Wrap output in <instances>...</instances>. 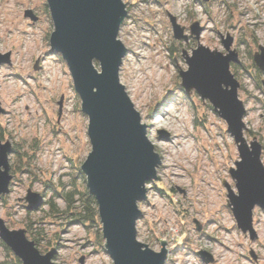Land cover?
Returning a JSON list of instances; mask_svg holds the SVG:
<instances>
[{
	"label": "clouds",
	"instance_id": "obj_1",
	"mask_svg": "<svg viewBox=\"0 0 264 264\" xmlns=\"http://www.w3.org/2000/svg\"><path fill=\"white\" fill-rule=\"evenodd\" d=\"M45 3L50 15L39 17L32 11L25 16L34 6L23 0L0 6V59L8 57L0 62V108L7 109L0 111V149L6 144L11 149L0 163V177H10L7 190L0 191V203L10 217L28 212L30 201L14 197H28L29 192L40 193L39 207H49L44 203L49 200L66 204L49 185L59 189L57 180H71L64 173L74 171L71 165L83 156V173L90 181L84 169L95 150L92 117L84 111L71 66L63 52L54 50L57 25L50 0ZM119 4L123 15L113 43L123 54L116 83L156 159L150 178L140 186L142 198L134 201V245L140 254L159 257L160 264H264V208L254 203L250 227L242 228L232 203V197L241 196L232 174L243 163L240 149L252 154L258 146L256 158L264 169V148L259 144L264 139V87L252 81L241 88L229 71L237 56L233 38L245 55L264 56V0H138L134 7L129 0L127 11L124 0ZM219 49L228 51L220 55ZM201 52L224 61L231 83H221L220 90L234 94L241 106L239 138L211 99L184 86L182 74L190 71V53ZM89 63L97 76H103L100 59L94 56ZM91 91L96 95L99 88ZM170 93L173 98L165 102ZM193 97L201 98L200 103ZM70 188L65 185L64 191ZM99 207L98 228L87 220L70 224L60 217L52 229H45L40 244L56 249L48 264H117Z\"/></svg>",
	"mask_w": 264,
	"mask_h": 264
},
{
	"label": "water",
	"instance_id": "obj_2",
	"mask_svg": "<svg viewBox=\"0 0 264 264\" xmlns=\"http://www.w3.org/2000/svg\"><path fill=\"white\" fill-rule=\"evenodd\" d=\"M50 6L57 25L52 41L54 50L63 52L71 66L78 90L85 101L84 111L92 117L90 135L95 150L84 169L90 181L83 174L88 190L97 201L100 223L99 204L101 206L109 251L117 259V264H160L159 257L151 253L140 254L132 241V221L136 216L134 201L142 198L140 186L150 178L156 159L143 139L137 116L116 83V68L123 53L113 43V36L123 15L122 6L119 0H50ZM28 12L26 16L31 15ZM177 26H180L179 23ZM196 30L197 26L193 25V31ZM179 36L180 30L177 29ZM232 51L237 56L235 59L232 57L234 60L230 62L229 71L235 84L240 86L231 71L232 63H240L239 53ZM94 56L104 64L103 76H97L91 70L89 62ZM190 58H193L189 61L190 71L182 74L184 86L189 89L195 87L201 95L211 99L221 110L220 115L229 120L232 125L230 130L238 137L241 106L236 103L234 94L220 90L221 83H231L223 71L224 61L205 52L192 53ZM7 61V56L0 59V62ZM254 62L264 71V56L254 57ZM93 87L99 88L98 94H92ZM0 111L5 110L0 108ZM253 147L255 151L252 154L244 147L240 149L243 163L238 165V172L232 173L238 179L241 191L238 200L232 197V203L236 204V216L242 228L250 227V209L254 203H260L264 208V169L259 167L256 158L259 147ZM10 150L7 144L0 149V163H4L3 153ZM9 179L7 176L0 177V191L7 190ZM37 195L40 193L29 192L25 197L30 201L29 211L41 208L42 201ZM0 239L22 264H48L56 251L53 249L43 254L35 242L27 237L26 229H11L1 216ZM200 255L207 262L208 257L203 253Z\"/></svg>",
	"mask_w": 264,
	"mask_h": 264
},
{
	"label": "rangeland",
	"instance_id": "obj_3",
	"mask_svg": "<svg viewBox=\"0 0 264 264\" xmlns=\"http://www.w3.org/2000/svg\"><path fill=\"white\" fill-rule=\"evenodd\" d=\"M5 2H7V0H0V6H2ZM23 2L30 3L34 6V8H30V9L25 10V13H24L25 16H26L27 11H32L33 15H35L37 17H39L41 15H50V11L48 10V8L46 6L45 0H23ZM128 2H129V0H124V3L127 5H128ZM137 3H138V0H131V5L133 7L136 6ZM127 10H128V8H127ZM0 23H2V20H0ZM0 31H2V29H0ZM202 38H203V36H202ZM233 39H234V41H233L234 45H233L232 49L239 53L240 63L237 65L232 63L231 64L232 65L231 71H232L233 75H235L236 79H238L241 88L246 87L252 81H255L258 86L264 87V74H263L264 71H262L261 69H259V67H257V65L254 62V57H250L248 55H245V51H246L245 49H243V48L238 49L236 47L237 40L235 38H233ZM242 42L243 41H241V43ZM262 47H264V45H262ZM218 51L224 54L226 52V49H219ZM190 55L192 56V53H190ZM254 65H256L257 69L260 70L262 73H258L256 71ZM178 84H182V80H178ZM163 98L164 97L161 96L158 103L162 102ZM172 98L173 97L170 93L169 96L165 98V102H167L169 99H172ZM193 99H194V102L196 104H199L201 101V98H199V97H193ZM57 103H59V101ZM144 106L145 105H142V107H144ZM4 110L7 111V109H4ZM157 111H159V106L157 107ZM59 117H60V112L57 111V119H59ZM142 119H143V116H142ZM0 128H2V126H0ZM0 134H2V133H0ZM259 142L262 145V148H264V139L260 140ZM12 148L14 151L16 150L15 146H12ZM238 153H239L238 148H236V150H235V155L237 156L236 162L240 161V159L238 157ZM86 160H87V156H83V157H81V158H79L73 162V164L71 165V168H73L74 171H69L67 173H64V175L71 176L72 179L71 180H64V181L57 180L56 183L60 185L59 189L63 190L65 185H69V184L71 185V183H73L74 185L79 187L80 190L84 189V186H87V184L84 183V180H82L81 176L79 175V170H81L80 168ZM10 167H13V166L10 165ZM49 186L53 187L54 191L59 190V189H56L55 186H53V185H49ZM21 198H25V197H20V196L14 197V199H21ZM49 201H44V203L50 205L49 207H47V208L41 207L39 210H35L34 212L28 210V212L21 213L17 217H10V214H6L5 210H4V207H5L4 204L0 203V216L2 218H4L8 227H10L13 230L14 229H24V230L26 229L29 237H31L33 240L38 241V247L43 254H46V253H48V251L55 249V247L45 248L39 242L40 239L42 238L43 233H44L46 228L52 229V226L57 222V219L60 217H64L67 220V222L70 224H77L74 220L75 218L72 217L69 212L67 214L62 213V211H64L66 209L65 203H63V202L54 203V202L50 201L51 203L56 205V207H58V209H59V211L57 210L56 217H55V215L51 211L52 205L50 203H48ZM77 206H79V205H77ZM99 224H100V221H99ZM90 225L93 228H98V225H96L94 223H91ZM260 235L262 237H264V233H261ZM64 239L71 241L72 237L71 236H65ZM98 239L102 241V233L98 236ZM209 239H214V237L209 236ZM2 244H3V242L0 239V264L5 262L9 258L8 252L6 249H4ZM65 246L67 247L70 245H65ZM81 259L83 260V256H81Z\"/></svg>",
	"mask_w": 264,
	"mask_h": 264
},
{
	"label": "trees",
	"instance_id": "obj_4",
	"mask_svg": "<svg viewBox=\"0 0 264 264\" xmlns=\"http://www.w3.org/2000/svg\"><path fill=\"white\" fill-rule=\"evenodd\" d=\"M254 66L258 73H262L260 70L257 69L258 66L257 67L256 65ZM81 170H79V175L81 176L82 180H84V183L87 184V180ZM71 185H72L71 188L67 191H64V189L56 190L57 194H60L63 196V201L67 202L66 209L62 211V213L67 214L69 212L70 215L75 218L74 220L76 223H82L85 220H87L90 224L94 223L99 226L100 218H99V212H98V204H97V201H95V198L91 194L90 190H88V187L84 186V189L80 190L79 187H77L73 183H71ZM48 203L52 205L51 211L56 217L57 210L59 211L58 207H56V205H54L50 201ZM27 237H29L28 232H27ZM29 238L32 241H34L36 244V247H38V241L33 240L31 237ZM2 245L4 249L7 250L9 258L8 260H6L5 262L1 264H22L21 260L18 259L16 256H14L12 251L9 248H7L5 244H2Z\"/></svg>",
	"mask_w": 264,
	"mask_h": 264
}]
</instances>
